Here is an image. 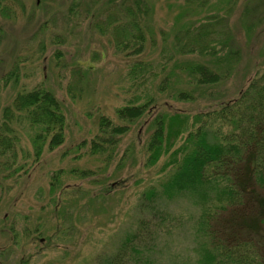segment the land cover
<instances>
[{
    "label": "rangeland",
    "instance_id": "1",
    "mask_svg": "<svg viewBox=\"0 0 264 264\" xmlns=\"http://www.w3.org/2000/svg\"><path fill=\"white\" fill-rule=\"evenodd\" d=\"M107 1L16 0L10 13L0 14V126L17 95L38 87L56 96L67 120L64 144L53 151L46 146L37 161L35 129L13 122L15 153L0 154V264H95L142 220L160 231L152 244L156 264H196L198 210L186 200L143 209V193L165 176L164 159L145 166L149 125L157 113L194 115L236 99L264 72V21L247 16V0H211L203 8L187 0H146L152 8L144 22L147 40L134 55L94 27L93 16ZM213 18L223 19L218 30L225 29L242 53L222 82L197 87L184 67L211 60L180 54L175 37ZM137 62L148 66L134 71ZM183 91L193 100H178ZM151 98L152 116L135 122L114 148L91 154L100 117L120 124L118 109Z\"/></svg>",
    "mask_w": 264,
    "mask_h": 264
},
{
    "label": "trees",
    "instance_id": "2",
    "mask_svg": "<svg viewBox=\"0 0 264 264\" xmlns=\"http://www.w3.org/2000/svg\"><path fill=\"white\" fill-rule=\"evenodd\" d=\"M15 1L0 0V14L10 13ZM210 1L187 3L203 8ZM247 2V16L257 18L258 23L264 21V3ZM105 7L93 16L94 27L104 35L109 32L122 52L141 54L147 40L144 22L152 9L148 2L108 0ZM100 14L107 16L98 21ZM220 22L222 18H213L176 33L180 54H199L211 60L184 67L188 82L197 87L218 85L240 59L241 49L234 46L235 39L225 29L218 30ZM251 24L247 31L252 30ZM147 66L137 62L134 71L143 72ZM177 98L191 101L194 97L183 91ZM133 103L117 110L120 124L100 117L98 134L91 143L92 155L114 148L135 122L152 116V98ZM14 120L35 129L32 146L36 161L46 146L53 151L65 142L67 120L62 105L43 87L17 95L5 109L0 126L2 155L15 153ZM149 127L145 166L154 167L164 159L161 173L165 176L158 186L143 193V209L151 212L160 201L186 200L198 210L192 248L196 264H264V72L257 73L230 102L194 115L157 113ZM159 232L151 222L142 220L112 254L98 256L95 264H156L152 244L159 240Z\"/></svg>",
    "mask_w": 264,
    "mask_h": 264
}]
</instances>
